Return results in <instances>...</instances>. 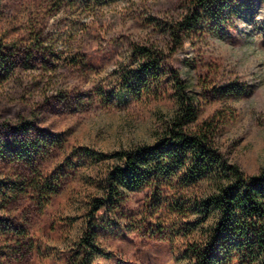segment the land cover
<instances>
[{
	"label": "rangeland",
	"instance_id": "374dc122",
	"mask_svg": "<svg viewBox=\"0 0 264 264\" xmlns=\"http://www.w3.org/2000/svg\"><path fill=\"white\" fill-rule=\"evenodd\" d=\"M0 49V264H191L201 192L175 163L133 190L116 172L163 142L179 80L188 128L264 170V0H0Z\"/></svg>",
	"mask_w": 264,
	"mask_h": 264
},
{
	"label": "trees",
	"instance_id": "16d2710c",
	"mask_svg": "<svg viewBox=\"0 0 264 264\" xmlns=\"http://www.w3.org/2000/svg\"><path fill=\"white\" fill-rule=\"evenodd\" d=\"M197 17L195 9L183 16L181 31L190 24L196 26ZM177 33L172 36L179 44ZM144 51L151 53L149 49ZM5 57L0 49V58ZM177 85L179 110L163 142L124 154V166L116 170L118 183L133 190L152 179L164 182L170 179V165L175 163L184 173L187 192H201L196 202L201 213L199 230L192 234L188 248L191 264H264V170L247 176L230 163L216 145L212 124L190 130L189 125L197 121V110L184 84L179 80ZM114 198L111 196V201Z\"/></svg>",
	"mask_w": 264,
	"mask_h": 264
}]
</instances>
